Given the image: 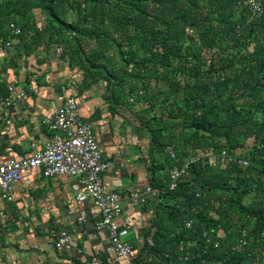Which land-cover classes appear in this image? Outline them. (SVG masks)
I'll return each mask as SVG.
<instances>
[{
  "label": "trees",
  "instance_id": "obj_1",
  "mask_svg": "<svg viewBox=\"0 0 264 264\" xmlns=\"http://www.w3.org/2000/svg\"><path fill=\"white\" fill-rule=\"evenodd\" d=\"M261 5L255 17L244 0H0V43L12 38L7 25L15 22L22 28L16 38L29 39L30 47L63 46L61 57L78 69L83 87L103 85L107 103L147 131L150 149L162 157L158 168L166 171L163 184L151 182L164 200L148 233L154 252L148 257L156 262L264 264ZM34 11L44 15L42 26ZM168 147L178 164L193 155L204 162L191 165L173 191L166 186L175 164ZM222 149L244 152L248 166L210 169L209 156ZM217 190L223 195L216 197ZM229 206L254 227L224 218ZM217 225L226 236L213 247L203 232ZM243 229L252 238L232 251ZM180 241L190 244L186 260Z\"/></svg>",
  "mask_w": 264,
  "mask_h": 264
},
{
  "label": "crops",
  "instance_id": "obj_2",
  "mask_svg": "<svg viewBox=\"0 0 264 264\" xmlns=\"http://www.w3.org/2000/svg\"><path fill=\"white\" fill-rule=\"evenodd\" d=\"M9 40L11 49L0 52V75L6 83L26 92L28 99L0 112V162L9 155V148L23 156L42 148L50 134L40 124L41 119L65 97L75 96L80 114L92 125L102 159L113 163L102 174V184L123 198V212L117 220L122 239L132 245L136 264H163L148 257L154 253L152 234L148 233L154 230L152 223L164 200L150 197L139 206L128 200L130 192L151 186L152 179L164 182L166 171L158 168L162 157L150 149L147 131L137 128L126 110L107 103L103 85L84 88L78 69L55 54V46L32 48L29 39ZM7 122L9 129L4 131ZM76 192L74 180L65 176L44 178L38 170L14 187L13 201L0 200V208L6 213L5 222H0V264H85L93 255L108 261L111 251L107 234L94 228L100 216L89 201L76 204ZM81 214L86 220L80 223L77 218ZM51 229L68 232L70 247L57 249L49 234Z\"/></svg>",
  "mask_w": 264,
  "mask_h": 264
},
{
  "label": "built area",
  "instance_id": "obj_3",
  "mask_svg": "<svg viewBox=\"0 0 264 264\" xmlns=\"http://www.w3.org/2000/svg\"><path fill=\"white\" fill-rule=\"evenodd\" d=\"M262 0H244L253 16L262 13ZM7 29L12 38H16L22 33V28L18 23L10 22ZM12 47V41L7 40L0 43V52L6 53ZM55 54L60 55L62 48L57 46ZM24 60L25 57L21 56ZM0 86H4V93H0V112L7 110L28 99V94L18 90L14 84L6 83L0 75ZM40 124L45 126L49 132V137L45 145L34 150L29 155H16L9 148V155L0 162V200L11 202L14 199V187L27 180L30 175L40 170L44 178H54L65 176L76 182L77 192L75 193L76 204L89 201L99 214V219L94 222V228L106 232L111 256L108 261L103 262L98 256L93 255L85 264H135L133 258L132 245L123 240L118 226V218L122 215V196L114 191H108L102 184V174L113 167V163L103 160L98 144L93 132L91 123L80 114L75 96L70 95L63 99L60 106L47 116H44ZM9 129L8 122L3 130ZM167 152L174 159L175 164L168 171L167 189L173 191L178 183L186 176L189 167L195 163L203 162L199 155L185 158L181 164L171 148ZM219 157L225 164H233L245 168L248 161L243 154H230L227 150H220ZM159 190L150 185L140 190L132 191L128 194V200L133 206L144 205L149 198L158 196ZM6 213L0 208V222H5ZM86 216L81 214L78 222H84ZM192 220L185 222V227L189 228ZM50 237L54 239L57 249L69 248L71 236L64 230L49 231ZM221 227H209L204 229L203 236L206 243L212 242L213 247H218ZM263 235V234H261ZM249 238L248 231L243 229L237 241L231 246L232 251H242ZM190 244L180 241L178 251L182 258H188Z\"/></svg>",
  "mask_w": 264,
  "mask_h": 264
},
{
  "label": "rangeland",
  "instance_id": "obj_4",
  "mask_svg": "<svg viewBox=\"0 0 264 264\" xmlns=\"http://www.w3.org/2000/svg\"><path fill=\"white\" fill-rule=\"evenodd\" d=\"M34 16H35V18H39V20H41V21L44 19V17H43L44 15L41 14L40 12L36 13ZM71 18H72V15H68L67 16V20H70ZM37 24H39V22ZM64 44H66V42H64ZM61 47H63V46H61ZM237 152H238V154H243L244 155V152H242V151H237ZM223 164H225V163H223L221 161V159L219 157V153L212 152L211 155L209 156V159H208L209 168L212 169V170L221 169V168L224 167ZM220 195H223V192L221 190H217L215 192V196L217 197V196H220ZM180 199H182V198H180ZM243 201L247 202L248 200H247V198H244ZM181 203H184V205L187 206V204L185 203V199L180 200V204ZM197 206H199L198 207L199 209L200 208L202 209V206H200V205H197ZM203 209H205V212H206V214L208 215L209 218L216 219L218 217V214H216L211 209H209L207 207H205ZM226 210L227 211L224 214V218L227 217L228 220L230 222H232L234 225L239 226L240 224H243V226H246L248 229H252V227H254V222L251 219L243 218L242 217L243 215L238 214L237 210L234 207L229 206ZM195 212H197V209L195 210ZM219 235H220V238H222V239H224L225 236H226L222 230H221V234H219ZM249 236H250V234H249Z\"/></svg>",
  "mask_w": 264,
  "mask_h": 264
}]
</instances>
